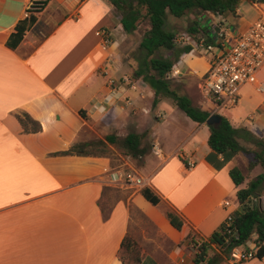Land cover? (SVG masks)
<instances>
[{
  "label": "crops",
  "instance_id": "0c3cea01",
  "mask_svg": "<svg viewBox=\"0 0 264 264\" xmlns=\"http://www.w3.org/2000/svg\"><path fill=\"white\" fill-rule=\"evenodd\" d=\"M29 1L0 0V264H195L189 233L208 238L242 207L230 176L239 154L229 159L213 151L209 126L168 98L153 106V88L131 77L137 62L125 43L130 33L107 0H83L77 7L74 0H49L27 15ZM261 15L264 3L248 0L235 16L208 14L234 32ZM99 29L111 33L109 51ZM194 51L183 54L176 74L188 66L207 72V58L200 64ZM109 78L116 91L106 101ZM261 86L264 67L258 83L242 85L240 105L215 110L208 103L205 110L261 136ZM22 113L42 129L25 131L17 118ZM88 128L101 139L113 132L147 139L151 147L137 168L145 184L119 176L135 168L121 152L120 163L109 155L59 154L84 142L80 134ZM145 187L159 196L158 205L145 198ZM168 211L183 219L181 229ZM221 264H264V257L236 263L229 256Z\"/></svg>",
  "mask_w": 264,
  "mask_h": 264
},
{
  "label": "trees",
  "instance_id": "16d2710c",
  "mask_svg": "<svg viewBox=\"0 0 264 264\" xmlns=\"http://www.w3.org/2000/svg\"><path fill=\"white\" fill-rule=\"evenodd\" d=\"M108 3L115 7L121 13V26L126 33H132L138 28L143 19L148 21L149 26L146 28L138 50L134 53L133 61L137 66H133L131 77L143 79L148 83L155 92L153 106L162 98H172L174 103L186 113L192 120L199 124L205 123L211 115L209 110L202 109L193 104V101L187 95L179 94L172 88L170 73L173 71L175 64L181 59L183 54L192 51V45H186L178 48L176 44V35L173 31L166 29L167 18L172 15L175 18H181L188 13H194L195 19L193 25L189 28L192 35L200 31L208 32L203 24L202 15L213 14L215 16L227 17L235 16L237 10L244 0H107ZM250 2H262L264 0H248ZM206 29V30H205ZM200 37H197V42ZM164 51H173L174 58L167 57ZM219 125H210L209 146L217 154L234 157L240 152H248L238 138H243L250 142L261 145L263 143L257 139V135L248 128H236L231 124L230 119L221 115ZM25 131L38 132L42 129L41 123L34 120L29 114H17ZM142 136L131 132L125 137H118L116 134H108L105 139L97 141L98 146L105 150L110 145L120 146L126 155L134 158L144 155L147 150L141 146ZM94 145L92 141L75 143L70 149L62 151L59 154H78V155H99L87 152V147ZM264 148V146H263ZM260 165L262 173L252 180L247 181L248 176L244 174L239 166L230 171V176L238 187L237 199L241 204V209L233 212L232 222L230 225L225 222L210 237L204 238L192 230L187 240L195 248L193 261L195 264H221L225 258H228L236 246H247L254 241L258 243L259 248L255 258L264 257V209L257 203H251L252 197L260 195L261 187L264 183V150L257 153L255 159L250 163L251 167ZM246 186L242 187V185ZM145 198L154 205L161 201L158 195L148 187L142 189ZM171 224L177 229L183 226V219L172 211L167 212ZM214 245L220 251L215 250Z\"/></svg>",
  "mask_w": 264,
  "mask_h": 264
},
{
  "label": "built area",
  "instance_id": "2783aa9c",
  "mask_svg": "<svg viewBox=\"0 0 264 264\" xmlns=\"http://www.w3.org/2000/svg\"><path fill=\"white\" fill-rule=\"evenodd\" d=\"M82 1L74 0V6H79ZM48 2L49 0H30L26 14L41 11ZM217 27V30L205 33L197 42L200 51L208 60V70L202 77L200 88L204 100L213 105L215 110L231 109L241 103L242 85L258 83V74L264 67V15L258 17L245 31L234 32L227 24ZM96 35L102 40V48L109 51L113 44L110 31L99 29ZM112 58L113 54L109 52L108 60ZM115 85L116 80L109 78L111 92L106 95V101L113 97L116 91ZM259 89L264 88L261 86ZM188 165L192 167L194 163L189 162ZM119 176L125 183L135 186H142L146 182L135 168ZM226 205H229L228 201ZM226 222L228 225L231 224V214ZM258 248L259 245L255 241L247 246H236L230 258L236 263L251 260L255 257Z\"/></svg>",
  "mask_w": 264,
  "mask_h": 264
},
{
  "label": "rangeland",
  "instance_id": "374dc122",
  "mask_svg": "<svg viewBox=\"0 0 264 264\" xmlns=\"http://www.w3.org/2000/svg\"><path fill=\"white\" fill-rule=\"evenodd\" d=\"M207 16L208 14L206 16L202 15L203 24L206 21V24H204L206 29H208V27L209 29L214 28L224 23V21H221L222 23L217 21V19L212 16H208V17ZM194 19H195L194 13H188L181 18H175L172 15H169L167 18L166 29L173 31L175 33L176 44L178 48H183L189 44L192 45L193 49H195V51L192 54V57H195L196 59H201L202 61L200 62V64H202L203 60L205 59L204 57L206 56L202 54V51H200L201 48L197 46L198 45L197 37L204 36L205 32L200 31L195 36L190 33L189 28L191 27V25H193ZM148 26H149L148 21L146 19H143L138 25V28L132 33H130L128 35V38H126L125 43H128V46H130V51H129L130 57H134V53L138 50L142 36ZM163 54L167 57L174 58L173 51H164ZM182 57L183 55L181 56V58ZM178 64H179L178 62L175 64L173 71L169 75V77L171 78L172 88L175 89L179 94L187 95L188 97H190L194 105L199 106L202 109H210L208 108V103L204 100L203 93L200 88V84L202 82V76H203L202 72L201 71L199 72L195 66H191V67L188 66L187 71H183V72H180L179 74H176L178 73V70L176 69V66ZM166 98H168V101L170 103H172L173 105H176L172 98H169V97H166ZM113 134H117V136L119 137L118 132H113ZM80 138L88 142L92 141V143L94 144V145L87 147L86 149L87 152L107 154L110 157L116 158L114 160L116 163H120V161L117 159H121V161L123 160L121 156L118 154V152H121L122 154H124L126 160L134 161L135 169L140 167V165L142 164V160H144L143 159L144 156L143 157L139 156V157L134 158L130 155H126V152L123 151V149L120 146H118V143L116 145H112V147L114 148L110 147L106 150L102 146L96 145L97 141L101 138L96 132H94L90 128L83 131L80 134ZM257 139H260L263 143H261L260 145L255 142L247 141L243 138L240 139V143H242V145L248 149V152H240L237 162L241 170L244 172V174L248 176L247 181L254 179L255 177H257V175H259L263 171L260 165H257L255 167L250 166V163L255 159L256 154L261 153L264 150L263 148L264 134L261 136L257 135ZM141 146L143 147V149H146V150L150 149L151 147L147 139L142 140ZM107 194L110 195L111 193L108 192ZM250 202L257 203L261 205V207L264 209V183L261 187L260 195H256L252 197ZM106 208H109L108 204L106 205Z\"/></svg>",
  "mask_w": 264,
  "mask_h": 264
},
{
  "label": "water",
  "instance_id": "95a60500",
  "mask_svg": "<svg viewBox=\"0 0 264 264\" xmlns=\"http://www.w3.org/2000/svg\"><path fill=\"white\" fill-rule=\"evenodd\" d=\"M208 126L219 125L221 123V116L217 113H212L205 122Z\"/></svg>",
  "mask_w": 264,
  "mask_h": 264
}]
</instances>
